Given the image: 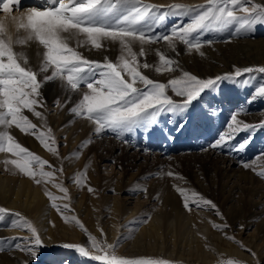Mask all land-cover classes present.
Wrapping results in <instances>:
<instances>
[{"label": "rangeland", "instance_id": "374dc122", "mask_svg": "<svg viewBox=\"0 0 264 264\" xmlns=\"http://www.w3.org/2000/svg\"><path fill=\"white\" fill-rule=\"evenodd\" d=\"M143 2L163 5L166 8L177 3L195 6L206 3V0H143ZM251 2L264 4V0ZM45 3L46 0H21V9L39 7ZM17 13L20 12L14 11L11 15ZM2 16L4 13L0 14V17ZM189 19V16H168L155 29L154 34H168L174 26L186 24ZM203 39L214 41L213 44H206L201 49L203 56L195 51L188 53L185 45L179 42L176 44V52H173L166 42L161 41L145 44L143 46L145 55H138V59L141 64L147 62L156 65L159 50L177 59L184 71L200 78L232 73L235 68L264 66V25L258 24L251 33L239 36L226 31L220 34H205ZM104 43L106 50L104 48L100 50L85 48V52L78 50L83 51L82 53L90 60L103 61L108 57L115 62L117 53L113 54L109 47L119 44L108 41ZM140 47L139 43L133 44V49L138 54ZM30 50H33V54L29 57L27 53ZM15 51L24 52L28 57V65L36 69L39 60L34 64L30 61L31 56H34L35 51L42 53L43 48L30 43L26 46H15ZM140 70L149 78L163 83L181 75L180 71L158 74L153 68ZM250 76L248 85L224 81L215 92H205L201 101L195 102L185 114L186 122L183 128L178 127L180 118L163 115L159 124L150 130L126 136L125 140L129 143L122 142L109 132L97 136L94 134L93 124L71 115L69 109L78 99V93L72 94V103L62 108L55 107L54 101L57 98L64 104L68 97L59 81L50 82L44 85L42 91L47 101L48 125L52 128L59 145V158L46 151L32 135H26L15 127L9 129V132L23 147L48 161L55 168L63 167L62 175L56 173V182H62L68 188L70 200H57L56 203L68 204L70 210L66 214L76 216L98 240H106L111 244L119 240L118 255L166 260L169 264H221L222 261L229 259L239 260L244 264H264V178L256 174L264 171V159H260L264 156V128H258L251 133L242 131L236 135L232 141L233 145L251 140L245 151L209 147L225 130L231 115L241 108H244L247 114L239 115L238 119L250 124L264 121V99L247 103L254 89L259 84H264V74L253 73ZM56 90L58 97L52 99ZM168 94L174 99H179L171 91ZM56 108L58 116L51 120L50 116ZM24 114L40 125L41 122L31 113L25 111ZM89 140L91 143L83 147ZM82 147V153L77 156L78 149ZM0 161L2 165V158ZM242 162H248L252 167L245 169ZM44 170L52 169L45 166ZM167 171H172L183 179L167 177L164 175ZM81 172L86 173L87 184L83 188L73 182V177ZM0 175L5 176L3 172ZM23 176L25 179L30 178ZM41 184L35 183L50 205L51 201L45 194L46 189L58 194L57 196L63 195L58 189L53 190L51 182ZM87 186L96 191L90 193ZM177 187L192 189L213 201L223 219L217 215L216 210L207 207L193 206L192 211H186L182 197L176 191ZM137 188L146 189V193L136 191ZM94 195L99 200H95ZM167 195L177 201V207L163 203V198ZM90 198L96 204L89 202ZM80 201L83 203L79 205ZM118 207L121 211L126 210L129 216L132 214L131 219L125 221L123 216L116 222L114 212ZM0 208L6 209L1 204ZM7 210L8 213L0 214V239L14 244L16 241L11 238L27 237L29 233L9 227L16 219L11 213L19 211ZM54 210V220L60 221L62 225L59 229L55 227L52 233L56 241L50 246L44 242V247L39 250L36 259L19 250L0 253V264L25 262L98 264L80 256L74 249L63 247L65 243L87 245L88 237L79 227L66 223L61 214ZM21 214L25 217L23 213ZM146 217H150L147 222L140 223ZM153 219H159L155 229L151 224ZM214 224H227L229 226L225 230L227 236L234 237L245 247L241 248L239 244L227 239L224 233L214 228ZM151 230L154 231L151 233Z\"/></svg>", "mask_w": 264, "mask_h": 264}, {"label": "snow or ice", "instance_id": "6c2138e0", "mask_svg": "<svg viewBox=\"0 0 264 264\" xmlns=\"http://www.w3.org/2000/svg\"><path fill=\"white\" fill-rule=\"evenodd\" d=\"M14 11L20 12L19 17L11 15L14 33L0 19V152L16 157L6 159L3 163L5 166L12 165L38 185L51 182L53 187L63 193L62 196H57L45 190L51 201L50 206L61 214L66 223L85 232L89 242L87 245L65 243L64 248L74 249L80 256L98 264H169L166 260L118 255L119 240L115 244L98 240L76 216H68L66 213L70 210L69 205L56 203L57 200H70L68 188L62 182H56V173L62 175L63 167L55 168L23 147L9 129L15 127L26 135H32L46 151L59 158V145L48 125L47 101L42 91L46 83L56 81H59L68 98L64 104L57 98L54 106H67L72 103V94L78 93V99L69 112L75 118L93 124L94 134L97 136L109 132L122 142L129 143L125 140L126 136L150 130L159 124L163 115L180 118L178 127L183 128L185 114L195 102L201 101L205 92H215L224 81L248 85L250 74H264V66L235 68L232 73L200 78L184 71L177 59L159 50L156 65L147 62L141 64L138 55H145L143 46L163 41L169 49L176 52V44L179 42L185 45L188 53L195 51L203 56L201 49L206 44L214 43L211 39L204 40L205 34L231 31L239 36L251 33L258 24L264 25V4L251 0H206V3L195 6L177 3L165 8L163 5L144 3L143 0H46L41 7L33 6L22 10L21 0H0V14H11ZM168 16H189L190 19L186 24L174 26L168 34H154L155 29ZM104 41L119 44V55L115 62L108 57L103 61L90 60L78 50L81 47L106 50ZM137 42L141 46L139 54L133 49V44ZM30 43L43 48L42 53H37L39 63L36 69L28 65L24 52L15 51V46ZM176 54L179 55L178 52ZM141 68H153L158 74L180 71L181 75L169 79L167 83L157 82L144 75ZM169 91L179 99L170 96ZM257 99H264V84H259L254 89L247 103H253ZM25 111L36 117L41 122L40 125L25 115ZM212 114H215L214 111ZM241 114H247L244 108L231 115L225 130L209 145L210 148L241 152L246 150L250 139L238 145H233L232 141L242 131L251 133L264 128V121L250 124L238 119ZM90 143L91 140L85 142L83 147ZM83 147L78 149L77 156L82 153ZM260 159H264V156ZM45 166L52 170L45 171ZM242 166L245 169L252 167L248 162H242ZM256 174L264 178V171ZM164 175L183 179L172 171H167ZM73 182L81 188L85 187L86 173L75 175ZM87 187L90 193L96 191L91 186ZM136 191L146 193V189L137 188ZM176 191L182 197L186 211H192L193 206L207 207L216 210L217 215L223 219L217 205L198 192L181 187H177ZM2 213H8V210L0 208V214ZM11 215L16 219L9 227L25 230L29 236L11 238L16 241L14 244L0 239V253L19 250L36 259L39 250L44 247L40 230L21 213ZM149 218H144L140 223H146ZM213 226L224 233L227 239L239 244L241 248L245 247L234 237L227 236V224ZM247 251L251 252L250 249ZM221 264L244 262L229 259Z\"/></svg>", "mask_w": 264, "mask_h": 264}, {"label": "bare ground", "instance_id": "6f19581e", "mask_svg": "<svg viewBox=\"0 0 264 264\" xmlns=\"http://www.w3.org/2000/svg\"><path fill=\"white\" fill-rule=\"evenodd\" d=\"M163 2L165 3V1H163ZM39 7H41V6H39ZM14 15L19 17L20 13H17V14H14ZM0 19H3L8 24L9 29H10L11 32L13 30H15V26L13 24H11V14H9V13L5 14L4 13V16L0 17ZM81 38L83 39V37H81ZM137 44H138V42H137ZM137 47H138V45H137ZM109 48L111 50H113L112 51L113 54L117 53V57H118V55H119V45L110 46ZM79 49L84 51L85 47H81ZM33 50H30L27 53V55L29 57H30V55L33 54L32 53ZM153 52H154V50H153ZM37 53L38 52L35 51L34 56L33 57L31 56L32 60H30V61H33L34 64H36V61L38 60ZM56 97H58V91L57 90H56V93L53 95L52 99H54ZM39 110H41V109H39ZM56 110H57V108L54 109V113L50 116L51 120H54L55 118H57L58 113H57ZM10 157H11V155L9 156L8 153L0 152V159L2 158V165H0V173L3 172L4 175H5V176H3V175L1 176L0 175V204L5 206L6 209H13V210H17V211L23 213L25 215V217L27 219H29L30 221H32L33 224L40 230L41 235H42V237L44 239V242L48 246H50L56 241V239L53 238V236H52V233L55 230V227L57 229H59V228L62 227V225H60L61 224L60 221L54 220L53 217L55 215V210L50 206L49 201L47 200V198L43 197V195H42V193L40 191L41 189L39 188V186L35 185V181L32 180L31 178L25 179L23 174L19 173V170L15 169L12 165L5 166L3 161L6 160V159H11ZM0 163H1V161H0ZM44 184L45 183L42 182L41 185H44ZM49 189H50V187H49ZM55 189L56 188L54 187L53 190H55ZM53 192H55V191H53ZM55 195H58V194L55 193ZM93 198L95 200H99V198H96L95 195L93 196ZM92 200L93 199L90 198L88 201L91 202L92 204H96ZM77 202H78V200H77ZM104 202L106 203V199H105ZM81 203H83V202L80 201L79 205ZM163 203L167 204L169 206H172V207H175L177 205V201L172 199V197L171 198L168 197V195L163 198ZM133 211H135V210H133ZM114 214H115L114 215L115 217L114 216L113 217L115 218V221L118 220L119 218H122L123 216H124V220L126 221L127 219H131L130 217L132 215L131 212H130L131 215L129 216V214H127L126 210H123V211L119 210V207L116 208V212H114ZM155 215H156V213H155ZM156 217H157V215H156ZM192 217H194V216H192ZM192 217H190V218H192ZM157 218H159V217H157ZM188 219H189V216H188ZM125 221H123V222H125ZM158 221H159V219H153L152 220L151 224L154 227V229H155V226L158 225L157 224ZM141 230H142V228H141ZM143 230H145V229H143ZM153 231L154 230H151V233ZM22 233H24V232H22ZM158 233L160 234V232H158ZM143 234H145V233H143ZM146 236H148V234Z\"/></svg>", "mask_w": 264, "mask_h": 264}]
</instances>
